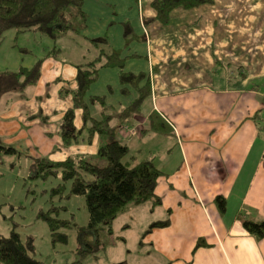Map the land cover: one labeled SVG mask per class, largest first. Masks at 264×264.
I'll list each match as a JSON object with an SVG mask.
<instances>
[{
    "label": "crops",
    "instance_id": "1",
    "mask_svg": "<svg viewBox=\"0 0 264 264\" xmlns=\"http://www.w3.org/2000/svg\"><path fill=\"white\" fill-rule=\"evenodd\" d=\"M137 1L141 4L138 20L147 33L144 52L135 54L146 60L132 72L142 71L149 79L146 98L151 107L146 117L134 121L138 130L132 129L131 135L139 131L143 141L158 143L164 150L160 166L155 165L162 172L155 189L160 203L150 207L160 208L161 214L144 216L143 207L128 204L127 208L133 204L143 214L140 245L147 250L142 255L129 253L115 264H131L130 260L144 257L154 264H264V236L255 237L242 224L244 219L264 220V95L260 88L264 86V0H214L190 9L176 7L166 24L146 25L143 19L155 16L152 0ZM107 21L95 40L108 45L103 36ZM99 49L96 46V53ZM51 57L55 61L58 55ZM108 69L118 77L117 68L102 67L98 79ZM131 94L136 97L133 90ZM71 106L72 93L67 108ZM76 114L80 126V111ZM41 117L42 122L48 120L39 111L24 115L22 130L20 120L17 126L10 115L4 146L22 140L30 143V123ZM46 133L40 129L37 139ZM96 137L88 142L83 131L77 144L91 145ZM152 137L157 139L151 142ZM60 140L63 143L61 136ZM143 159L156 160L154 155ZM217 195L225 199L223 212L215 203ZM166 217L167 226L146 232L151 221ZM122 240L128 244L127 238Z\"/></svg>",
    "mask_w": 264,
    "mask_h": 264
},
{
    "label": "rangeland",
    "instance_id": "2",
    "mask_svg": "<svg viewBox=\"0 0 264 264\" xmlns=\"http://www.w3.org/2000/svg\"><path fill=\"white\" fill-rule=\"evenodd\" d=\"M83 2L82 9L86 15L82 33L69 32L66 35L53 37L34 29L0 30V70H15L20 66L30 67L39 58H44L41 67L42 77L36 84L21 91L9 90L0 98V146H4L9 137L5 125L10 115L15 117L17 126L20 120L22 130L26 126L24 115L28 116L39 111V114L48 116L46 122H42L43 117H41V120L30 123L28 129L30 143L22 140L6 144L18 150L10 153L0 148V235H9L11 229L15 228L22 238L32 237L34 245L32 256L42 264H72L80 258L83 264H115L124 261L129 253L136 254L140 251L141 255L145 254L146 247L140 245V237L144 235L142 226L145 225L143 214L133 208L139 204L138 206L146 211L144 216L158 217L161 214L158 207L154 210L150 209L151 204L155 202L153 199L143 200L134 202L135 205L132 204L123 213L121 212L110 233L104 230L98 233L82 230V226L88 221L84 197L53 194L52 187L58 184L59 178L34 177V168L41 158L54 161L69 155H82L95 164L104 165L106 162L98 155L97 149L111 139L109 136L97 135L91 145L85 141L66 145L64 142L61 143L59 134L61 113L70 105L71 91L65 92L68 87L74 88L77 84L76 65L87 62L97 55L94 42H97L95 39H98L97 33L101 31L104 19L108 18L106 32L104 31L103 34L108 39V45L100 41L97 43L98 47L107 51L119 50L121 56L125 57L123 69L129 72L136 69L135 65L145 63L146 60L145 57L134 55L135 51L140 54L144 52L143 35L147 33L138 20L137 13L139 14L141 10V4L137 0H84ZM127 31L131 32L134 38L129 37ZM22 48L30 51H23ZM52 52L58 55L55 61L49 59L52 58ZM114 73L111 69L106 73L102 72L100 78L88 89L86 100L91 114L99 118L100 105L97 101H91L90 97L105 95L110 105L109 112L113 116L111 124L117 127L114 139L126 142L129 146L126 159L132 156L134 160H142L154 155L156 159L153 160L154 165L160 166L163 158L161 154L165 153L164 150L161 151L159 144L150 145L148 141H143L139 131L131 135L132 129L138 130L137 126H134V121L148 114L151 107L150 98L144 99L139 113L121 119L119 117L121 110L135 97L131 94L132 90L128 89L129 92L126 94L122 92L123 87ZM56 74L58 76H55ZM260 88L264 95L262 84ZM61 89L64 93H61ZM18 112L21 113L20 116ZM36 121L38 122L35 123ZM40 129L48 132L44 134L42 140L37 139ZM154 139L157 138L152 137L151 142ZM50 147H53L52 150ZM150 149H153L151 153H149ZM170 162L172 163V159ZM52 205H59L62 209L59 217L71 222V226L60 230L67 235L66 243L52 241L48 224L39 215L40 212L48 211ZM63 206L65 208H62ZM127 224L132 227L122 229L123 225ZM123 238H127V245L124 244ZM130 262L131 264L155 263L151 258L147 261L146 257Z\"/></svg>",
    "mask_w": 264,
    "mask_h": 264
},
{
    "label": "trees",
    "instance_id": "3",
    "mask_svg": "<svg viewBox=\"0 0 264 264\" xmlns=\"http://www.w3.org/2000/svg\"><path fill=\"white\" fill-rule=\"evenodd\" d=\"M83 1L0 0V30L34 29L53 37L68 32L82 33L86 15L82 9ZM213 1L152 0L151 6L155 10V16L144 18L143 23L146 25L158 21L166 24L171 11L178 6L190 9ZM129 34V37H133L131 32ZM99 42L100 40L94 42L97 47ZM99 48H101L99 53L93 59L76 65L77 84L71 90L72 106L67 108L63 114L59 134L66 145L77 144L83 131L87 132L88 142H91L95 135L109 136L111 139L101 144L97 149L98 155L105 159V164L92 163L82 155H69L64 159L54 161L41 158L34 168V177L48 179L53 176L59 178L58 184L52 187L53 194L84 197L88 210V221L82 226V230L96 233L104 230L110 233L114 220L127 208L129 203L148 199H153L154 205L160 203L155 189L162 172L151 159L134 160L135 158L133 159L132 156L126 159L129 148L125 142L114 139L117 127L111 124L113 116L109 112L110 105L107 103L105 95L90 97L91 101H97L100 105V117L92 116L86 100V93L98 79L99 70L102 67L118 69V78L124 94L129 90L136 92L134 101L132 100L121 110L119 114L121 119L138 113L142 102L150 94L149 79L144 72L133 73L124 70L125 57L121 56L119 50L107 51L100 46ZM22 50L30 51L25 48ZM43 61L44 58H39L30 67L20 66L15 70H0V96L9 90H20L35 84L41 75ZM76 110L80 111L82 121L80 126L76 124ZM0 148L8 153L17 151L9 146H0ZM214 200L218 209L223 212L225 210L224 197L217 195ZM61 210L59 205H52L48 211L39 213L40 217L48 224L54 243H66L67 235L60 230L71 226L70 220L59 217ZM168 223L169 217L153 220L149 223L146 232L148 233L154 228L165 227ZM242 224L255 237L264 236V220L244 219ZM199 245L200 242H197L196 247ZM33 246L32 237L22 238L15 228H12L9 235H0V264H42L32 256ZM72 264H83L82 258Z\"/></svg>",
    "mask_w": 264,
    "mask_h": 264
}]
</instances>
